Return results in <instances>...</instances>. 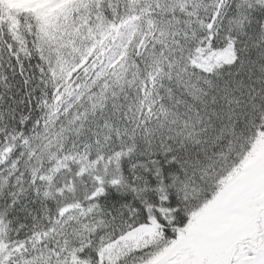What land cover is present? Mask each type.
I'll use <instances>...</instances> for the list:
<instances>
[{
	"label": "snow or ice",
	"instance_id": "obj_1",
	"mask_svg": "<svg viewBox=\"0 0 264 264\" xmlns=\"http://www.w3.org/2000/svg\"><path fill=\"white\" fill-rule=\"evenodd\" d=\"M0 264H264V0H0Z\"/></svg>",
	"mask_w": 264,
	"mask_h": 264
}]
</instances>
